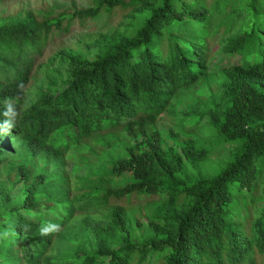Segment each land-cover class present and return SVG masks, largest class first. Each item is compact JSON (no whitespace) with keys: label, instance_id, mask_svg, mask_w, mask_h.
Masks as SVG:
<instances>
[{"label":"trees","instance_id":"1","mask_svg":"<svg viewBox=\"0 0 264 264\" xmlns=\"http://www.w3.org/2000/svg\"><path fill=\"white\" fill-rule=\"evenodd\" d=\"M102 13L121 22L40 67L26 104L34 56ZM0 167V264H264V0L0 17Z\"/></svg>","mask_w":264,"mask_h":264},{"label":"rangeland","instance_id":"2","mask_svg":"<svg viewBox=\"0 0 264 264\" xmlns=\"http://www.w3.org/2000/svg\"><path fill=\"white\" fill-rule=\"evenodd\" d=\"M91 3L92 0H0V17L14 18L18 15L23 16L26 11L36 13L52 8H54V12L56 13L63 12L65 10H85L91 7ZM105 17L106 15H103L102 13L101 16H99V18L96 20H87L83 23L74 21L68 34H55V36L52 37L46 47L42 50L41 55L34 56L33 66L29 76V82L26 86V104H30L35 101L40 90L44 89V87L48 85L47 80L45 78L42 79V75L37 76L38 79L40 78L42 81H37L36 78V80L32 78L33 75L37 74V71L40 67L42 69L43 66L47 64L52 57H56L60 53L64 54L67 51L84 52L87 46L93 44L99 35L111 34L116 28L117 24L121 22V19L119 17H115L112 22L106 23ZM214 47H216V45H213L212 48L214 49ZM237 61V57L234 56L215 54L210 60L209 69L211 71H215L218 67H228L235 65ZM206 89L207 88L205 87L198 86L196 87L194 93L196 95H201L202 93L207 94ZM179 110L183 112L187 111L184 102L180 104ZM189 122L190 121L188 120V123ZM71 132L75 131L72 129ZM76 139L78 138L76 137ZM216 158L217 157H215L212 162H215ZM65 159L68 163V169H71L75 164V162H73V158H68V155H66ZM0 172L4 173L5 170L0 167ZM1 179H5L4 174L2 175ZM118 184L124 185L125 181L119 180ZM13 192H16L13 194L14 196H16L17 190L15 189ZM130 203L131 209H138L146 206L147 199H131ZM121 205L126 206L127 204L124 202L121 203ZM262 205L264 206V203Z\"/></svg>","mask_w":264,"mask_h":264},{"label":"clouds","instance_id":"3","mask_svg":"<svg viewBox=\"0 0 264 264\" xmlns=\"http://www.w3.org/2000/svg\"><path fill=\"white\" fill-rule=\"evenodd\" d=\"M4 115L5 116H15L16 115L15 110L12 107L11 104H8L7 111L4 113ZM11 127H12V122L10 120H6L4 122V128H5V130L10 129ZM50 230H52V229H50Z\"/></svg>","mask_w":264,"mask_h":264}]
</instances>
